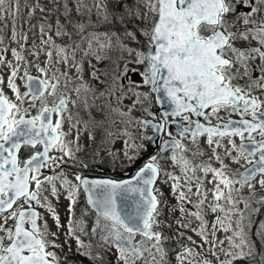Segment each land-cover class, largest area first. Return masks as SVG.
<instances>
[{
	"label": "snow or ice",
	"instance_id": "6c2138e0",
	"mask_svg": "<svg viewBox=\"0 0 264 264\" xmlns=\"http://www.w3.org/2000/svg\"><path fill=\"white\" fill-rule=\"evenodd\" d=\"M90 148L134 171L83 176ZM257 185L264 0H0V264H70V239L89 264H264Z\"/></svg>",
	"mask_w": 264,
	"mask_h": 264
},
{
	"label": "rangeland",
	"instance_id": "374dc122",
	"mask_svg": "<svg viewBox=\"0 0 264 264\" xmlns=\"http://www.w3.org/2000/svg\"><path fill=\"white\" fill-rule=\"evenodd\" d=\"M31 2H33V0H29V3H31ZM27 11H28L27 8H23V7H22V15H24L25 17H26V15H27ZM39 15H40V13L37 12V16H39ZM32 22L35 23V20H33ZM24 28H25V29L27 28V24L24 25ZM10 34H11V32H10V29H9L8 35L10 36ZM38 35H39V34H38V30H37V38H38ZM8 43H9V40H8V39H5V44H8ZM12 46H15V45H12ZM8 55H9V58H11V56H10V52H9ZM100 66H101V65H100ZM101 67H102V66H101ZM33 73H35L34 70H33ZM137 79H138V78H137ZM97 139L99 140V134H97ZM84 142L87 143V137H86V136H85V138H84ZM146 142H147V141H145V143H146ZM92 147H95V145H93ZM121 147H122V144L119 143V142H117V143L115 144L113 150L120 149ZM104 154H107V153H106V152H102V153H101V156L104 155ZM81 155H82V158H83L84 160H87V159H88L89 161H91V162L93 163V166L89 165V167H91V169H93V170L96 171L97 173H100V172H102V173H106V171L108 170V168H106V169H102V166L99 165L98 160H99L100 158H93V157H92V154H91V148L89 149V151H88V153H87L86 155H85V154H81ZM109 159H110V161H111V166H110L111 168L109 169V171H107V173L111 174L112 176H117V175H121V174H123V173H127V172L129 171V170H128V171H124V172H122V171H121V165L119 164V161H117V162L114 163L111 157H110ZM234 166H235V165H234ZM69 177L72 178L71 176H69ZM257 189H260L259 185H257L256 190H257ZM164 191H165V195L168 196V189L165 188ZM82 194H83V192L80 193L79 199H80V197H81ZM242 195H243L244 197H248V196L250 195V193H249V191H248L247 189H245L244 192L242 193ZM79 199H78V200H79ZM169 201H170V203H175V201L172 200L170 197H169ZM53 202H54V204H55V206H56V208H57V211L59 212V214H60V216H61V223L65 225V228L62 230V232H66V231H67V220H68L67 207H68V203H69V202L67 201V199H64V196H61V198H60V200H59L58 203H57L56 201H53ZM77 206H78V205H76V207H77ZM240 207L243 208L244 205L241 204ZM58 208H59V209L62 208V209H61V210H58ZM61 212L64 213L63 217H62V215H61ZM175 215H176V216H179V213H176ZM164 218H165V219H168V218H169V213L167 212V209L165 210V217H164ZM46 219L48 220L49 225H52L51 217L46 215ZM251 219H252V221H254L253 226H252V234L254 235V237H251V239L259 240L258 237H257L256 234H255V233H256V228L258 227V225H259L260 222L264 221V216H263V215H260V218L256 220V219H255V215H254V214H251ZM52 230L55 231V228L53 227ZM173 231H174V230H173ZM165 234H166V235H171V234H172V231H169L168 229H165ZM189 234H191V233H189ZM252 234H251V235H252ZM221 238H223V234H221ZM81 239H82V240L84 241V243H86V244L90 242V240H87V241H86V239H84L82 235H81ZM64 241H65V236H64L63 234H61L58 243L63 244ZM181 243H182V244H183V243H186V241H183V240H182ZM68 244L71 245V251H69V247H68V245H64L63 251H61V250H57L58 255H60L62 259H63V257H64L65 255H67L70 264H77V262L83 260L84 257H82V256H80V255H78V254L76 253V241H75V239H70V240L68 241ZM168 246H169V247H172V244L169 243ZM176 246H177V245H176ZM225 246H227V243L225 244ZM178 251H179V250H178ZM221 258L223 259V256H221ZM87 264H89V262H87ZM173 264H175V260H174V258H173Z\"/></svg>",
	"mask_w": 264,
	"mask_h": 264
},
{
	"label": "flooded vegetation",
	"instance_id": "af4514ba",
	"mask_svg": "<svg viewBox=\"0 0 264 264\" xmlns=\"http://www.w3.org/2000/svg\"><path fill=\"white\" fill-rule=\"evenodd\" d=\"M101 66H102V67H101ZM101 66H100L101 68L104 67L103 64H101ZM34 74H35V73H34ZM152 104H153V111H157V110L162 111V110H163L159 105H157L156 100H155V95H153ZM137 115H142V113H139V112H138ZM173 130H175V129H173ZM148 134H151V130H150V129L148 130ZM146 143H147V142H146ZM152 151H153V152L156 151L155 146H153ZM101 157L104 158V163H99V165L102 166V169H106V168H108L107 171H109V169L111 168V167H110V166H111V161H110V159H109L110 157H108L107 154H104V155H102ZM85 162L88 163L89 165L93 166V163H92L91 161H89L88 159L85 160ZM233 167H236V166H233ZM80 171L82 172L83 176H85V177H99V178L122 179V178H125V177L128 176V175H131L132 172L134 171V169L129 170L127 173H123V174H121V175H117V176H112L111 174L107 173V171H106V173H102V172L97 173L96 171H94L93 169H91V167H88V168H82V167H81V168H80ZM69 178H70V177H69ZM70 179H71V178H70ZM260 190H261V189H257L256 192H257V191H260ZM82 196L85 197V194L83 193ZM80 198H81V197H80ZM85 198H86V197H85ZM64 199H65V198H64ZM78 201H79V200H78ZM77 205H78V202H77ZM251 207L259 209L258 212H253V213H252V214L255 215V219H256V220L260 218V215H263V216H264V207H262L259 203H256V202L254 201V202L252 203ZM61 209H62V208H61ZM61 209L58 208V210H61ZM77 209H78V206L76 207V215H78V213H77ZM165 210H166V209H165ZM40 211H43V210L41 209ZM61 215H62V217H63L64 213L61 212ZM82 236H83L84 239H86V241L88 240V238H87L86 236H84V235H82ZM251 237H254V235L252 234ZM95 239H96V237H92V236H91V238H89L90 241H94ZM252 240L256 242L257 251H258V252L261 251L262 249H261L260 241H259V240H254V239H252ZM171 244H172V247H175V248L177 249V251L179 250L178 246H176L174 243H171ZM239 264H253V262L250 261V260H243V261H240Z\"/></svg>",
	"mask_w": 264,
	"mask_h": 264
},
{
	"label": "trees",
	"instance_id": "16d2710c",
	"mask_svg": "<svg viewBox=\"0 0 264 264\" xmlns=\"http://www.w3.org/2000/svg\"><path fill=\"white\" fill-rule=\"evenodd\" d=\"M85 204H86V198L81 195V198L78 201V209H77L78 215L77 216H80V211H81V209L85 208ZM83 219L85 221L86 230L90 233L91 227L93 226L94 219H95L94 212L89 211L88 215L83 217ZM86 237L89 240V238H91V235H87ZM87 262H89V261L84 258L83 264H87Z\"/></svg>",
	"mask_w": 264,
	"mask_h": 264
},
{
	"label": "water",
	"instance_id": "95a60500",
	"mask_svg": "<svg viewBox=\"0 0 264 264\" xmlns=\"http://www.w3.org/2000/svg\"><path fill=\"white\" fill-rule=\"evenodd\" d=\"M87 178L94 179V178H99V177H87ZM261 191H264V190L257 191V193L259 194Z\"/></svg>",
	"mask_w": 264,
	"mask_h": 264
}]
</instances>
